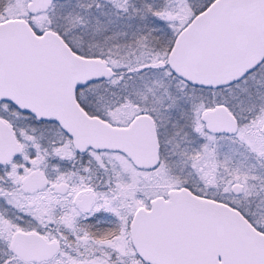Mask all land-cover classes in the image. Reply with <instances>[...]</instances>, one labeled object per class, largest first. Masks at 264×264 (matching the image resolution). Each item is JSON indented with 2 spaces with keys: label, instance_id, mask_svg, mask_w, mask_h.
Instances as JSON below:
<instances>
[{
  "label": "snow or ice",
  "instance_id": "snow-or-ice-1",
  "mask_svg": "<svg viewBox=\"0 0 264 264\" xmlns=\"http://www.w3.org/2000/svg\"><path fill=\"white\" fill-rule=\"evenodd\" d=\"M0 264H264V0H0Z\"/></svg>",
  "mask_w": 264,
  "mask_h": 264
}]
</instances>
